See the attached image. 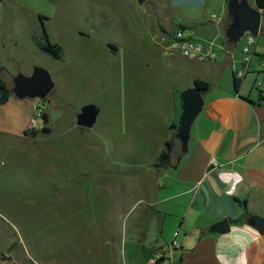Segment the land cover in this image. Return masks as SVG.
<instances>
[{
  "label": "rangeland",
  "instance_id": "obj_1",
  "mask_svg": "<svg viewBox=\"0 0 264 264\" xmlns=\"http://www.w3.org/2000/svg\"><path fill=\"white\" fill-rule=\"evenodd\" d=\"M199 2L193 7H177L173 11L176 24L210 17L206 3ZM151 10L149 3L140 5L135 0H0V17L18 16L23 25L40 24L30 36L26 30H16L15 21L5 22V43L15 37L20 43L14 55H0L6 66L1 78L9 87L18 75L29 76L40 67L67 93L57 111L50 109L51 120L75 127L84 106L100 110L92 130L76 128L67 131L68 135L57 130L40 142L19 129L31 126L40 130L44 120L38 117V110L48 111L47 103L40 102L31 115L27 108L18 121L9 113L11 105L0 106V186L7 182L16 187L13 197L0 193V264H11L2 261L10 255L21 264H147L146 259L131 261L120 246L116 248L127 237V219L120 230L105 224L103 213L115 202L106 192L105 172L97 180L90 173L95 164L104 168L111 154L106 151L109 144L145 141L148 135L136 128L151 127L159 132L171 111L167 89L177 67L170 68L157 58L151 69L142 70L148 52L156 57L163 48L156 36L163 32L152 31ZM215 12L219 14L218 9ZM44 31L52 44L63 48L62 59L37 46L35 41ZM251 38L255 42L252 49L257 48V53L264 50V33L258 37L245 34L233 47L237 55ZM214 39L216 43L213 31L202 36L205 41ZM112 44L119 54L104 56ZM215 49L221 59L223 52ZM257 53L250 69L257 63ZM225 71L227 79L233 76L231 69ZM260 82L255 83L256 89ZM107 237L118 238L112 255L105 245Z\"/></svg>",
  "mask_w": 264,
  "mask_h": 264
},
{
  "label": "crops",
  "instance_id": "obj_2",
  "mask_svg": "<svg viewBox=\"0 0 264 264\" xmlns=\"http://www.w3.org/2000/svg\"><path fill=\"white\" fill-rule=\"evenodd\" d=\"M201 1L206 3V11L210 17L189 24H176L173 11L183 5L196 6L200 3L199 0L145 2L152 9L153 32L172 34L182 29L203 43L205 40H202V36L213 31L217 34V42L214 39L205 41L204 44L212 46L217 56L215 60L199 62L183 57L178 51L174 55H167L160 48L156 57L151 54V58L149 52L144 57L143 71L147 67L151 69L155 64L152 60L157 58L162 63L165 60L170 68L177 67L178 71L171 80L172 86L167 89L171 94V111L159 132L153 131L151 127L136 128L137 132L145 131L148 135L145 141L134 139L131 142L109 144L106 151H111V154L104 168L95 164L93 173L89 172L94 180L104 172L107 175L106 192L115 205L105 209V224L117 226L120 230L127 219V237L119 242L118 238L107 237L105 245L112 255L114 243L118 242L116 248L120 246L123 255L133 262L142 259L147 261L151 255L164 251L167 260L173 264H264V234L247 223L250 216L264 218V69L259 59L264 50L257 53L255 48V53L259 54L257 63L250 69L254 61L252 60L250 67H246L244 48L237 55L234 48L228 49L225 41V28L229 18L228 0ZM250 4L255 6V0ZM216 9L219 14L215 12ZM262 14L260 33H264V10ZM36 15L43 14L37 11ZM6 21H15V29L26 30L30 36L40 24L23 25L22 17L18 16L0 17V55L3 52L14 55L20 43L17 37L5 43ZM214 46L223 52L221 59ZM107 49V53L102 51L104 56L108 54L112 58L119 54L115 44ZM0 67L6 70L3 62H0ZM247 68L248 74H245L237 91L234 87V76ZM225 69H231L233 76L227 79ZM198 79L207 81L212 86L203 95L204 106L192 126L184 153L178 141V128L183 113L181 94L192 88ZM259 80L262 86L256 89L255 83ZM62 87L55 83L54 90L45 101L20 99L14 94L13 85L9 87L12 90L9 102L0 106L11 105L9 113L18 121L26 115L23 111L27 108V115L29 111L31 115L32 110L39 108L40 102L47 103L49 109L44 110V113L49 117L48 126L52 129L50 134L30 136L25 132L34 127L23 126L19 129L21 134L30 136L35 141H44L57 134V130L62 134L76 128L92 130L98 118L92 128L78 126L77 120L75 127L51 120L50 109L57 111L60 100L66 97L67 93ZM174 123L178 128H172ZM170 140L174 141V148L183 154V158L180 161L174 158L171 166L158 167V158ZM212 160L217 162V167L211 166ZM2 191L13 197L16 187L6 182L0 186V193H4ZM245 213L248 217L240 221ZM224 219L230 222L228 233L210 232L213 225ZM8 258L9 260L2 261L22 263L15 262L12 255Z\"/></svg>",
  "mask_w": 264,
  "mask_h": 264
},
{
  "label": "water",
  "instance_id": "obj_3",
  "mask_svg": "<svg viewBox=\"0 0 264 264\" xmlns=\"http://www.w3.org/2000/svg\"><path fill=\"white\" fill-rule=\"evenodd\" d=\"M147 0H138L140 4ZM263 10L252 6L248 0H228L227 15L229 23L225 28V38L230 45H237L245 34L258 37L262 29ZM55 88V83L50 73L40 67L33 70L29 76L18 75L14 79V94L20 98L45 100ZM202 91L195 85L182 92L183 113L178 128V141L185 153L190 139V133L195 119L204 106ZM99 109L94 105H86L82 108L77 118V125L83 128H92L97 121ZM248 225L255 227L264 234V218L250 216ZM230 231V222L224 219L213 225L210 232L225 234Z\"/></svg>",
  "mask_w": 264,
  "mask_h": 264
},
{
  "label": "built area",
  "instance_id": "obj_4",
  "mask_svg": "<svg viewBox=\"0 0 264 264\" xmlns=\"http://www.w3.org/2000/svg\"><path fill=\"white\" fill-rule=\"evenodd\" d=\"M156 36H160V39H158V43L163 47L165 53L167 55H174L177 51L181 53V55L185 58L197 60L199 62H205L210 60L216 59V52L211 46H206L197 40H194L191 36L187 35V33L179 29L175 31L172 34H157ZM253 37L252 35H250ZM254 39L251 38L248 42V46L244 48V64L246 67H250V64L252 63L253 56L255 54V50L251 48L252 45H254ZM261 60V66L264 69V54L260 58ZM239 72L236 74L237 78L243 79L245 74L248 71ZM262 86V83L260 82L257 87L260 89ZM44 111L39 108L38 110V117L41 119H44ZM42 128V126H41ZM211 166H218L217 162L215 160L211 161ZM148 264H173L170 263L166 256L164 251L157 252L154 255H151L148 260Z\"/></svg>",
  "mask_w": 264,
  "mask_h": 264
},
{
  "label": "trees",
  "instance_id": "obj_5",
  "mask_svg": "<svg viewBox=\"0 0 264 264\" xmlns=\"http://www.w3.org/2000/svg\"><path fill=\"white\" fill-rule=\"evenodd\" d=\"M256 5L258 8L264 10V0H255ZM41 20H46V17L43 15H40ZM229 18L227 19V23H229ZM42 26H43V22H42ZM36 39V38H35ZM225 41L227 42V40L225 39ZM36 44L39 47L40 50L48 53L49 55H51L53 58L60 60L63 57V48L58 45V44H52L49 36L47 34V32L44 31L43 36L40 39H36ZM235 45H230L228 44V49L232 50L233 47ZM4 71V67H0V73H2ZM242 84V79L237 78V76H234V87L235 89L238 91L241 87ZM195 86L197 88H199L203 94H205L208 90H210L212 84L207 82V81H203V80H196L195 81ZM12 94V90L9 88L7 82L5 80H3V78H1L0 76V105H5L9 102L10 97ZM44 125L42 126V128L40 130H36V129H31V130H26L25 134L26 135H36V134H43V135H48L52 132V129L48 126L49 124V117L47 114H44ZM172 128L176 129L178 128L177 124H173ZM173 140H170L166 143V148L164 149V151L162 152V154L159 156L158 161L156 163V166L158 167H167V166H171L173 163L174 158L178 161H180L183 158V154L179 151H176V149L173 146ZM176 165V164H175ZM178 165V163H177ZM248 217V214L245 213L244 217L242 219H240V221L245 220Z\"/></svg>",
  "mask_w": 264,
  "mask_h": 264
}]
</instances>
